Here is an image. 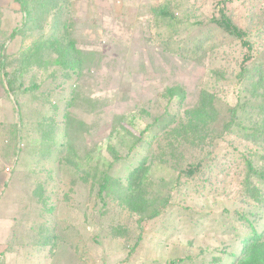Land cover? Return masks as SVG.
<instances>
[{"label": "rangeland", "instance_id": "374dc122", "mask_svg": "<svg viewBox=\"0 0 264 264\" xmlns=\"http://www.w3.org/2000/svg\"><path fill=\"white\" fill-rule=\"evenodd\" d=\"M219 1L30 0L29 14L0 0V264H233L264 235V181L246 164L264 170V89L240 82L246 49L211 22ZM226 4L264 72V0Z\"/></svg>", "mask_w": 264, "mask_h": 264}, {"label": "trees", "instance_id": "16d2710c", "mask_svg": "<svg viewBox=\"0 0 264 264\" xmlns=\"http://www.w3.org/2000/svg\"><path fill=\"white\" fill-rule=\"evenodd\" d=\"M16 2L20 3L22 9L25 13H29L33 11H29V3L30 0H15ZM47 2V1H46ZM41 8H44L45 6L41 3ZM164 14H168L166 11H162ZM211 22H213L219 29H221L223 32L227 33L230 36H233L237 40L240 41L243 48L246 49V53L243 57V60L240 65V71L238 73V77L241 83L251 84L256 86L257 89H264V72L261 73H255L252 72V69L250 67V63L253 60V43L249 39V33L248 31L236 24L232 17L230 16L228 10H227V4L226 0H221L217 3V12L214 14V16L211 18ZM56 43H59L58 46H61L62 40L61 39H55L54 44L51 42V46H54ZM69 54V60L67 63L63 64L64 67L61 71L62 76L60 77L58 85L55 87V91L51 92V98L49 101V104L51 103L52 108L54 109H60L61 107V101L66 102L69 99V94L66 93L67 90H69L72 86V84L66 83L67 81V75L70 76V74H74L73 72H77V58L74 57L73 52L70 50L68 51ZM2 63V62H1ZM61 64V62H60ZM71 72V73H70ZM10 87H8L9 93L14 92L15 88L14 85L9 81ZM170 92L173 93V89H169ZM26 92V89H23V93ZM53 94L55 96H53ZM206 104H201L200 108H205ZM260 108L264 109V96L263 100L260 103ZM243 106L238 102L235 106L230 107L229 109V121L226 124V128L230 129L233 126H241V121L239 115L241 112H244ZM189 120L188 125L193 126L196 125V120L200 118V116H204L203 111L200 109H195L194 111L189 112ZM54 121V120H53ZM56 124L59 125L57 122H55L54 127L56 129ZM264 126V124H263ZM148 129L146 128L141 132V135ZM257 138L264 136V127L261 130L256 131ZM63 143H60L59 146H63ZM120 157H116V160H119ZM248 173L249 176L257 177L259 180L264 181V170L257 169L251 159H247L246 161ZM136 166V165H135ZM202 163H191L187 168L184 167L181 169V175L180 177L187 176L191 177L195 173L199 171L201 168ZM146 170V162H142L138 164L136 167H134L131 172L128 175L125 191L128 193L133 192L135 182H140V176L143 174ZM108 178L103 177L100 180V194L107 189L108 185ZM134 195V194H133ZM160 214V209H154L150 214L148 218H153ZM141 235L139 236V238ZM233 264H264V235L263 233L256 232L251 237H248L245 239L241 252L236 256L235 262Z\"/></svg>", "mask_w": 264, "mask_h": 264}, {"label": "built area", "instance_id": "2783aa9c", "mask_svg": "<svg viewBox=\"0 0 264 264\" xmlns=\"http://www.w3.org/2000/svg\"><path fill=\"white\" fill-rule=\"evenodd\" d=\"M7 170H9V168Z\"/></svg>", "mask_w": 264, "mask_h": 264}]
</instances>
